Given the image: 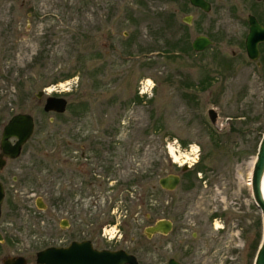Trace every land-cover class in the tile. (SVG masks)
<instances>
[{"label": "rangeland", "instance_id": "rangeland-1", "mask_svg": "<svg viewBox=\"0 0 264 264\" xmlns=\"http://www.w3.org/2000/svg\"><path fill=\"white\" fill-rule=\"evenodd\" d=\"M208 1L209 12L187 0H0V136L16 113L35 121L20 156L2 170L0 227L25 239L19 247L39 237L46 243L36 242V250L55 233L68 238L85 230L100 245L129 248L142 264H163L164 236L146 238L144 228L166 217L169 201L182 213L176 220L189 222L188 234L197 230L194 223L211 234L216 264L254 263L262 219L245 183L264 132V67L248 61L237 38L245 30L227 13L228 5L248 1ZM186 15L191 24L182 22ZM199 34L214 44L195 52L190 44ZM204 75L211 79L202 88ZM54 94L67 99L64 113L43 110ZM210 108L218 114L215 125ZM84 144L115 150L118 171L111 172L105 200L93 203L98 188L90 186L81 206L90 213L60 230L65 204L53 212L52 165ZM154 165L157 190L141 197L133 177ZM183 165L190 166L184 175ZM169 173L181 182L167 193L158 179ZM115 191L116 203L109 202ZM213 216L224 229L209 226ZM9 245L0 258L24 254Z\"/></svg>", "mask_w": 264, "mask_h": 264}, {"label": "flooded vegetation", "instance_id": "flooded-vegetation-1", "mask_svg": "<svg viewBox=\"0 0 264 264\" xmlns=\"http://www.w3.org/2000/svg\"><path fill=\"white\" fill-rule=\"evenodd\" d=\"M187 1L189 2V0ZM243 1L245 2L246 0ZM247 1L248 3L243 5L242 4L228 5L227 13L229 14V18L232 20V23L235 24V26L239 25L240 27H242V31L243 29L245 30V32L242 33V36H238V37L236 36V37L239 38L240 40L239 45L242 47V49L245 50L246 58L248 59L249 62L255 63L258 67L262 68L264 67V41L258 44L259 56L257 57V59H251L247 55L245 40L250 29V22H249L250 16H252L259 24L264 26V3H263L264 0H247ZM210 10H211V3H210ZM184 17H182L183 23H185L183 21ZM199 35H203V34H199ZM206 37L211 41V44L208 45L207 47L212 46L214 44L212 38H210L209 36ZM192 42L190 45L191 48L193 49ZM207 47H205L200 51H195L194 49L193 50L195 52H201L204 51ZM237 55L238 53L236 51L232 52L233 57H236ZM222 64L224 65V67H229L230 65L227 59H222ZM210 79L211 77L209 75H204L200 80L199 85L201 84V87L204 88L205 81ZM188 86H190V84ZM54 95L61 96L58 94H54ZM208 111H207V115L210 122L212 123ZM217 117L218 114L216 116V121H217ZM8 160H14V159H7V161ZM55 160H56V164L52 165V181H53L52 183H53V189H55L53 190V192H55V195L52 197L51 202L53 204L52 210L55 213L62 212L63 209L61 208V205L65 204V209H64L65 217L59 220V228L60 230H62L70 226L71 224L70 219L73 220L74 218H78V219L80 218L84 220L86 215L90 213L89 209L83 207L81 208V206L84 205V202L90 197V193H89L90 186L94 188H98V191L92 190L91 197L93 198L92 200L93 203H100L101 200L102 201L105 200V187L107 181L111 180L110 178L112 177L111 174L112 171L113 172L118 171L119 164H118V158L115 155V150L89 149L86 144L82 145L81 148L67 149L65 158H58ZM105 161L107 162V165L103 164ZM5 166L6 164L0 169V183L4 191V197L1 203L0 220L3 216V208L6 204V200H5L6 191L4 186L5 176L2 171L5 168ZM181 170L183 175L188 171V169L187 170L181 169ZM169 174H177V173H169ZM179 176L181 182V175ZM179 184L177 185V187L179 186ZM110 185H112L111 182ZM177 187L172 190H169L162 188L160 186V188H162L167 193L175 191ZM186 187L190 188V183H188ZM112 191H113L112 188L108 189V193ZM115 193L116 191L114 192L113 198L110 196V194L108 195L109 202L113 201L114 203H116L117 199ZM35 204L39 210H44L46 208L45 203L43 202V200H41V198L37 197L35 199ZM171 204H172L171 202L169 203V201H167V206H166L167 214L166 217L162 218L168 220L171 223L170 230L167 233H157L151 236H148L145 233L144 235L146 238L158 234L164 236L165 242L163 244V250L166 255V259L163 264H216L215 261L216 258L214 257V255H216L217 248H215L211 242V240L213 239L211 234L209 236L207 235V233H203V231L201 230L202 224L200 223H194L197 230H191L190 233L188 234L189 222H187L186 218L185 220H181V222H178L176 218H180L182 216V213L180 212L176 213L175 210L178 209V207L175 208V206H172ZM11 206L14 207L13 210L16 211L15 205H11ZM212 219L213 220L209 221V226L212 225L216 229V231H218L217 230L218 226L221 227V229L225 227L224 225H218V222L216 221V216H213ZM227 230H229V227L227 228ZM81 233L82 234L75 233L72 235H68V238L62 236V234L55 233L54 238L50 241L49 244L41 246L35 250L36 245L34 244L36 242L39 243L43 242L42 240H40L39 237H37L34 240L33 245L25 244V246L19 247L18 245L23 244L25 242V239L21 236H10L5 228L0 227V249L5 244L10 243L11 245L9 246L10 248L11 247L14 248L13 251H22V253H24V254L18 253V254L3 256L0 258V264H4V261L6 259L13 257H23L25 259L23 264H39L36 261V254L40 250H43L48 247H56V248L66 247L69 246L74 241L81 242L86 240L91 241L93 248L98 251L106 250V249L115 251L122 249L129 254L135 255L138 263L142 264V260H140L138 256L129 248L122 246L100 245V243H98L99 240L97 239L96 241L95 238L94 239L91 238L89 236V233L86 232L85 230H82ZM215 237H217V235H215ZM172 260L173 263H171Z\"/></svg>", "mask_w": 264, "mask_h": 264}, {"label": "water", "instance_id": "water-1", "mask_svg": "<svg viewBox=\"0 0 264 264\" xmlns=\"http://www.w3.org/2000/svg\"><path fill=\"white\" fill-rule=\"evenodd\" d=\"M190 4L207 12L210 10V3L207 0H189ZM192 16L183 18L187 24L191 23ZM250 29L245 40L247 55L251 59L259 56L258 44L264 41V26L259 24L252 16L249 17ZM211 44V41L203 35L197 36L192 47L195 51H200ZM45 89L38 90L35 97L40 100L45 95ZM68 101L63 96L47 95L43 104L45 112L64 113ZM209 117L213 124H216V112L209 109ZM35 121L29 113H16L12 115L2 128L0 136V169L6 164L7 159H16L20 156L23 146L29 141L34 133ZM14 139V140H12ZM183 170L190 168L183 165ZM264 181V132L258 144L256 159L253 165L251 178V191L255 205L261 212L262 219V239L258 247L254 263L264 264V196L262 193V183ZM180 182L178 174H166L158 179V185L162 188L172 190ZM4 197L3 187L0 183V214L1 203ZM171 228V223L166 219L156 220L153 224L145 228L148 236L157 233H167ZM23 257H13L6 259L4 264H23ZM36 261L39 264H139L133 254L124 250H95L91 241L72 242L66 247H48L40 250L36 254ZM173 263V260L171 261Z\"/></svg>", "mask_w": 264, "mask_h": 264}, {"label": "trees", "instance_id": "trees-1", "mask_svg": "<svg viewBox=\"0 0 264 264\" xmlns=\"http://www.w3.org/2000/svg\"><path fill=\"white\" fill-rule=\"evenodd\" d=\"M66 76H69V75H65L64 77H66ZM212 133H214L213 129H212ZM155 166L156 165H154V167L148 169L146 173L133 177V183H135L137 185V187H139V189L141 188V190H139L141 193V195H140V193H139V195L141 197L143 196V194L148 197L149 193L157 190L156 185H155L154 180H153L154 175L157 173V168ZM198 170H202V166H200L199 164L196 167L195 171L197 172ZM184 174H187V173H184Z\"/></svg>", "mask_w": 264, "mask_h": 264}, {"label": "bare ground", "instance_id": "bare-ground-1", "mask_svg": "<svg viewBox=\"0 0 264 264\" xmlns=\"http://www.w3.org/2000/svg\"><path fill=\"white\" fill-rule=\"evenodd\" d=\"M49 91V90H47ZM170 155L174 158V160H177L176 154H175V150L173 148H170L169 150ZM252 171H253V164L248 168V172H247V180H246V186L248 188V190L251 192V178H252ZM242 180V179H241ZM262 193L264 196V181L262 183Z\"/></svg>", "mask_w": 264, "mask_h": 264}]
</instances>
